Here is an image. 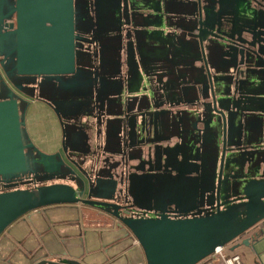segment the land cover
<instances>
[{
    "label": "water",
    "instance_id": "95a60500",
    "mask_svg": "<svg viewBox=\"0 0 264 264\" xmlns=\"http://www.w3.org/2000/svg\"><path fill=\"white\" fill-rule=\"evenodd\" d=\"M28 98L59 150L31 140ZM0 178V235L80 204L145 264H198L264 224V0H0Z\"/></svg>",
    "mask_w": 264,
    "mask_h": 264
},
{
    "label": "crops",
    "instance_id": "0c3cea01",
    "mask_svg": "<svg viewBox=\"0 0 264 264\" xmlns=\"http://www.w3.org/2000/svg\"><path fill=\"white\" fill-rule=\"evenodd\" d=\"M25 127L42 151L60 149L56 116L44 102L29 99ZM253 247L238 245L244 235L227 245L251 264H264V224L259 223ZM251 232V233H252ZM59 259L80 264H145L141 247L131 232L111 216L80 204L42 207L18 218L0 235V264H50ZM198 264H221L209 256Z\"/></svg>",
    "mask_w": 264,
    "mask_h": 264
},
{
    "label": "built area",
    "instance_id": "2783aa9c",
    "mask_svg": "<svg viewBox=\"0 0 264 264\" xmlns=\"http://www.w3.org/2000/svg\"><path fill=\"white\" fill-rule=\"evenodd\" d=\"M226 250V246L217 247L211 256L216 255L220 259L221 264H251L248 260L245 261L240 254L228 253Z\"/></svg>",
    "mask_w": 264,
    "mask_h": 264
},
{
    "label": "flooded vegetation",
    "instance_id": "af4514ba",
    "mask_svg": "<svg viewBox=\"0 0 264 264\" xmlns=\"http://www.w3.org/2000/svg\"><path fill=\"white\" fill-rule=\"evenodd\" d=\"M84 45L86 46L87 44H84ZM89 46L92 49H96V45L95 44L91 43ZM26 98H27V96H26ZM135 154L138 155L139 153L135 152ZM14 183L15 184L17 183L18 185L16 187H20V188H27V187L33 186L32 183L28 182V176H26V175L19 177V179H17ZM7 184H9V182H7L5 180H2L0 178V191L13 189L11 187H7Z\"/></svg>",
    "mask_w": 264,
    "mask_h": 264
},
{
    "label": "rangeland",
    "instance_id": "374dc122",
    "mask_svg": "<svg viewBox=\"0 0 264 264\" xmlns=\"http://www.w3.org/2000/svg\"><path fill=\"white\" fill-rule=\"evenodd\" d=\"M256 226H257V225H256ZM256 226H255V227H256ZM255 227H254V228H255ZM254 228H253V229H254ZM253 229H252L251 231H249V232L247 233V235H249V234L253 231ZM225 246L227 247V245H225ZM210 256H211V255H210ZM213 256H216V255H213Z\"/></svg>",
    "mask_w": 264,
    "mask_h": 264
}]
</instances>
